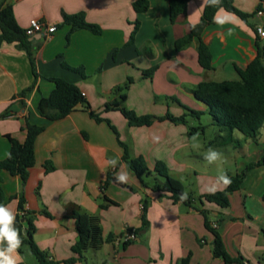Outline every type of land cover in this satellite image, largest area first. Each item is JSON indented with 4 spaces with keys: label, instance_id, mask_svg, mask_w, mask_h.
<instances>
[{
    "label": "crops",
    "instance_id": "obj_1",
    "mask_svg": "<svg viewBox=\"0 0 264 264\" xmlns=\"http://www.w3.org/2000/svg\"><path fill=\"white\" fill-rule=\"evenodd\" d=\"M137 1L11 0L22 29L32 19L58 29L51 35L28 37L40 77L24 98L20 94L36 81L29 57L15 44L0 45V162L10 152L7 136L23 143L28 120L44 128L36 140V163L25 187L19 176L0 171V198L14 219L25 217L24 228L27 218L33 220L35 243L59 264L75 257L72 247L79 237L72 214L76 210L98 218L104 244L97 251L88 250L73 264H179L188 254L190 264H224L212 254L213 235L204 225V216L182 201L174 202L170 194L152 190L123 159L121 143L129 147L132 159L142 157L151 172L158 162L170 174L184 172L183 159L191 147L186 125L164 120L131 127L119 111H105L104 107L114 98L113 90L131 78L123 106L138 115L163 117L174 112L181 117L188 110L208 112L193 91L206 81L238 80L237 70L246 69L258 56L264 38L256 29L264 28V0H233L237 9L252 15L247 21L224 9L216 13L214 23L202 34L212 53L210 70L199 65L197 41L176 46L199 23L206 0H191L175 23L170 18L169 0H147L145 13L134 10ZM81 12L88 23L101 28L100 35L88 30L69 35L70 26H60L64 14ZM136 22L139 29L134 43L128 45ZM62 63L82 67L87 78L65 69ZM153 67L157 70L152 77H144ZM48 78H63L78 86L104 121L97 122L82 105L62 120L43 118L39 101L55 88ZM152 97L171 105L167 103L156 113L149 108ZM47 162L54 168L48 172ZM123 173L127 174L124 186L104 185L109 174L116 178ZM200 204L198 207L196 200L195 206L207 212L212 203L203 200ZM209 222L211 226L215 223ZM128 231H134L136 238L125 246ZM12 256L17 264H40L27 244L20 243Z\"/></svg>",
    "mask_w": 264,
    "mask_h": 264
},
{
    "label": "trees",
    "instance_id": "obj_2",
    "mask_svg": "<svg viewBox=\"0 0 264 264\" xmlns=\"http://www.w3.org/2000/svg\"><path fill=\"white\" fill-rule=\"evenodd\" d=\"M190 1L191 0H169L172 23H175L178 17L186 13ZM133 7L137 13H145L149 9V2L147 0H138L134 3ZM221 9L238 16L244 21L252 17V15L237 9L233 0H206L199 23L191 26L188 34L176 42V46L179 48L197 41L198 62L204 70H210L212 68L213 58L209 46L202 40V34L206 28L214 23L216 13ZM138 25L139 22H136L128 45L134 43L139 29ZM60 26H70L69 35L78 30H88L95 35H100L102 33L98 25L86 21L83 12L73 15L64 14ZM28 37L26 30L19 27L16 22L11 0H0V45L2 43L15 44L16 48L25 51L29 57L36 79L31 87L20 94L23 98L36 86L37 79L40 77L35 67L33 45ZM62 66L80 75L84 79L87 78L82 67L73 68L66 63H62ZM156 70L157 67H153L145 71L143 75L146 78H151ZM237 73L239 76L238 80L202 82L194 89L193 93L199 101L207 105L208 112L213 117L215 124L226 128L229 133H233V131L236 130L247 137L255 139L259 131L264 128V45L259 48L258 56L247 68L244 70L238 69ZM47 80L54 83L55 88L50 96L42 97L39 101L38 111L43 118L49 121L62 120L72 113L79 105H82L89 115L97 122L104 121L98 113L91 109L90 104L86 101L78 86L63 78H48ZM132 83L133 80L129 78L123 86L116 87L113 90L112 96L114 98L105 105V111H119L131 127L151 126L155 122L164 120H169L174 123L184 122L185 115L181 117H174L170 114H166L163 117L150 114L138 115L134 111L126 109L123 106V102L126 100L128 90ZM188 111L194 115L200 114L196 111ZM112 129L114 130L113 127ZM43 131V127L31 124L28 120L26 125V139L23 143L7 136L11 147L6 159L0 162V171H7L11 175L19 176L22 180L23 187H25L27 183L30 169L35 166L36 140ZM121 146L124 148V161L129 163L130 168L135 172L138 178L142 179L145 175H150L145 160L142 157L132 159L129 153V147L124 143H121ZM262 165H264V156L257 163H251L246 167L241 175L229 177L231 183L227 186L225 191H217L201 196L199 201L202 203L204 199L209 203L216 204L221 209H227L230 206L229 195L240 191L247 173L254 167ZM45 168L47 172L54 169L51 162H47ZM155 172L164 178V182L158 181L159 183L154 185L152 190L159 193H168L174 202L182 201L186 206L199 211L204 216V225L213 235L212 254L214 258L222 260L224 264H247L243 258H233L227 252L225 243L217 227L214 228L210 225L207 212L195 206L196 198L185 195L184 188L180 181L170 177L167 166L162 162H158L155 166ZM111 182L124 186V184L118 182L112 174H109L104 185H108ZM23 204L24 201L21 200L19 209L22 214L24 213ZM0 206H4L2 198H0ZM72 216L76 221L79 238L77 243L72 247L75 257L65 261V264H73L81 261L85 252L88 250L97 251L104 244L98 218L81 213L77 210L73 212ZM24 218V216L18 215L14 219L12 225L18 232L21 244L30 246L32 253L40 264H59L57 261L52 260L46 252L39 249L33 238L36 231L33 220L27 218L28 226L24 228L22 224V219ZM112 238V236L109 237L108 241ZM129 242L131 241L125 242L124 245H129ZM7 247L8 244L5 240L1 243L0 250H4ZM190 259L191 254H188L185 258L180 260L179 264H190Z\"/></svg>",
    "mask_w": 264,
    "mask_h": 264
},
{
    "label": "rangeland",
    "instance_id": "obj_3",
    "mask_svg": "<svg viewBox=\"0 0 264 264\" xmlns=\"http://www.w3.org/2000/svg\"><path fill=\"white\" fill-rule=\"evenodd\" d=\"M150 100L149 108L153 107L156 113L160 108L167 107L168 101L165 99L152 97ZM170 115L174 116V112H170ZM183 124L191 139V147L183 159L186 169L181 173L174 170L169 174L177 177L175 179L180 181L184 190L192 193L198 207H201V196L227 189L219 179L221 174L228 177L241 175L246 167L264 156V128L254 139L236 130L229 133L226 128L214 123L209 112L194 115L189 111L184 116ZM210 149L219 153L217 160L205 159ZM150 174L143 177L148 187H153L158 181L164 182V178L155 171ZM213 188L215 191H210ZM263 196L264 165L256 166L247 173L240 191L229 195L230 206L227 209L213 203L207 206V217L215 222L212 227L219 224L218 231L224 238L227 252L233 258H243L247 264H264Z\"/></svg>",
    "mask_w": 264,
    "mask_h": 264
},
{
    "label": "clouds",
    "instance_id": "obj_4",
    "mask_svg": "<svg viewBox=\"0 0 264 264\" xmlns=\"http://www.w3.org/2000/svg\"><path fill=\"white\" fill-rule=\"evenodd\" d=\"M193 139H195V137H193ZM209 153L210 155H208ZM208 154L205 157L207 161L217 160L219 158V153L214 150L210 149ZM116 179L120 183H125L127 181V174H120ZM219 179L224 186H228L231 183L230 178L226 174H221ZM210 191H215V188L210 189ZM13 221L14 215L7 211L4 206H0V242L6 240L8 244L6 249L0 250V264H17L12 253L19 247L21 241L19 240L18 232L12 227Z\"/></svg>",
    "mask_w": 264,
    "mask_h": 264
},
{
    "label": "built area",
    "instance_id": "obj_5",
    "mask_svg": "<svg viewBox=\"0 0 264 264\" xmlns=\"http://www.w3.org/2000/svg\"><path fill=\"white\" fill-rule=\"evenodd\" d=\"M57 26L54 25H47L44 22H42L39 19H32L29 23V27L26 29L27 36H33L35 34H53L57 31ZM257 33L261 38H264V28L258 27ZM82 95L85 97V94L82 93ZM217 225L214 226L216 228ZM136 233L134 231H128L125 236L126 241H132L135 240Z\"/></svg>",
    "mask_w": 264,
    "mask_h": 264
}]
</instances>
